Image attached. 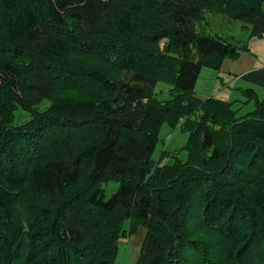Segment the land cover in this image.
I'll return each instance as SVG.
<instances>
[{
	"label": "trees",
	"instance_id": "obj_1",
	"mask_svg": "<svg viewBox=\"0 0 264 264\" xmlns=\"http://www.w3.org/2000/svg\"><path fill=\"white\" fill-rule=\"evenodd\" d=\"M206 13L264 34V0H0V264H115L126 221L135 264H264V100L198 95L241 52Z\"/></svg>",
	"mask_w": 264,
	"mask_h": 264
},
{
	"label": "rangeland",
	"instance_id": "obj_2",
	"mask_svg": "<svg viewBox=\"0 0 264 264\" xmlns=\"http://www.w3.org/2000/svg\"><path fill=\"white\" fill-rule=\"evenodd\" d=\"M203 23L204 24L198 28V32H203L204 34L212 37H224L226 40H228V37H231L229 39L237 38L241 40L245 35H247V32H242V27L245 25L243 22L233 21L224 14L217 15L206 13ZM210 72L213 73L214 71L204 69L202 76L208 78L207 74ZM169 89L170 88L168 86L162 84L158 86L157 93L162 99L167 98L169 96ZM45 105L47 104L39 107V110H42ZM248 105L249 103H234V108L239 111V116L245 117L255 111V108L249 109ZM30 118H32V114L20 109L16 124H21ZM190 137L191 135L189 132L182 129L172 130L168 124H164L158 138V144L154 152L153 159L158 161L164 152L173 154L176 151H184L183 149L190 142ZM166 162L167 161L164 160L163 164ZM118 188L119 183L115 181L104 183L103 189L105 190L106 199H110L117 192ZM124 229L131 233H129L127 239L120 242L118 257L115 264H135L136 260L140 256L147 230L142 225H136L133 227L130 221H126L124 223Z\"/></svg>",
	"mask_w": 264,
	"mask_h": 264
},
{
	"label": "crops",
	"instance_id": "obj_3",
	"mask_svg": "<svg viewBox=\"0 0 264 264\" xmlns=\"http://www.w3.org/2000/svg\"><path fill=\"white\" fill-rule=\"evenodd\" d=\"M242 29V32H247L243 39L228 37L231 43L241 49L239 56L226 59L220 71L208 73V78L202 76L203 70L197 82L198 95L223 102L245 104L247 100L243 93L250 91L257 99L264 100V34L251 36L244 26ZM248 103L249 109L256 107L255 99Z\"/></svg>",
	"mask_w": 264,
	"mask_h": 264
}]
</instances>
